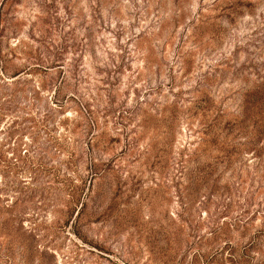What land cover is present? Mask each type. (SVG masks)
I'll use <instances>...</instances> for the list:
<instances>
[{
    "label": "rangeland",
    "instance_id": "374dc122",
    "mask_svg": "<svg viewBox=\"0 0 264 264\" xmlns=\"http://www.w3.org/2000/svg\"><path fill=\"white\" fill-rule=\"evenodd\" d=\"M0 102V264H264V0H0Z\"/></svg>",
    "mask_w": 264,
    "mask_h": 264
},
{
    "label": "trees",
    "instance_id": "16d2710c",
    "mask_svg": "<svg viewBox=\"0 0 264 264\" xmlns=\"http://www.w3.org/2000/svg\"><path fill=\"white\" fill-rule=\"evenodd\" d=\"M5 102H0V120L1 118L3 117L2 116V113L4 111H8V106L7 105H4ZM8 105H10V102L8 103Z\"/></svg>",
    "mask_w": 264,
    "mask_h": 264
}]
</instances>
